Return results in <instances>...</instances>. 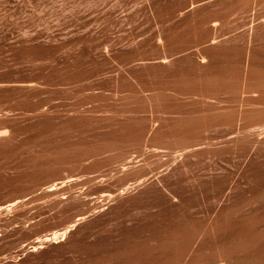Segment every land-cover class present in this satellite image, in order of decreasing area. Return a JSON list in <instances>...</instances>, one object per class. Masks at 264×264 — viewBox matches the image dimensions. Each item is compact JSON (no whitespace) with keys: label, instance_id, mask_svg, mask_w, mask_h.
I'll return each instance as SVG.
<instances>
[{"label":"rangeland","instance_id":"rangeland-1","mask_svg":"<svg viewBox=\"0 0 264 264\" xmlns=\"http://www.w3.org/2000/svg\"><path fill=\"white\" fill-rule=\"evenodd\" d=\"M0 264H264V0H0Z\"/></svg>","mask_w":264,"mask_h":264}]
</instances>
